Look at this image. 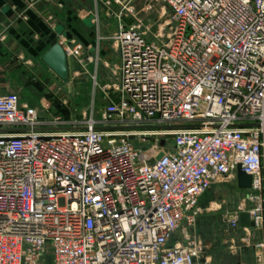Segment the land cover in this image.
<instances>
[{"label": "built area", "instance_id": "obj_1", "mask_svg": "<svg viewBox=\"0 0 264 264\" xmlns=\"http://www.w3.org/2000/svg\"><path fill=\"white\" fill-rule=\"evenodd\" d=\"M114 1L99 120L42 122L0 94V264H210L197 203L236 182L237 166L250 207L224 222L247 245L264 232V0H148L169 13L161 44L122 24L132 0ZM57 43L70 58L80 48ZM240 212L254 227H239ZM251 246L264 264V239Z\"/></svg>", "mask_w": 264, "mask_h": 264}, {"label": "rangeland", "instance_id": "obj_2", "mask_svg": "<svg viewBox=\"0 0 264 264\" xmlns=\"http://www.w3.org/2000/svg\"><path fill=\"white\" fill-rule=\"evenodd\" d=\"M96 1L104 10L95 9L99 6H96ZM93 3L95 7L92 10L91 40L81 42L74 38L75 43L69 44L70 48L75 44L80 45L71 57L69 79L65 82L59 81L38 56L31 72L8 75L7 84L13 81L19 88L12 91L2 90V93H15L29 106L38 107L42 122L54 117L65 120L69 116L79 122L84 116L99 120L102 108L107 103L103 95L106 89L103 86L108 77L104 70V61L99 58L98 53H116L112 36L117 28V19L112 12L119 11V7L114 0H93ZM129 5L133 8V13L131 15L124 10L122 24L125 27L138 26L149 43H163L168 32L169 13L163 12L159 4L148 0H132ZM249 192V189H239L236 182L230 181L212 185L199 198L194 233L202 241L205 247L204 256L210 260V264L222 263L217 262V251L225 252L229 256L236 253V261L230 256V263L223 261L224 264H235L239 258L243 262L249 261L251 253L250 248H247V233L230 229L224 222L225 214L236 209L242 200L245 199V209L250 207L247 202ZM251 231L253 242L264 239V232ZM176 240L183 241L181 230L175 233L172 242ZM46 264H51L50 258ZM249 264H254V261Z\"/></svg>", "mask_w": 264, "mask_h": 264}, {"label": "crops", "instance_id": "obj_3", "mask_svg": "<svg viewBox=\"0 0 264 264\" xmlns=\"http://www.w3.org/2000/svg\"><path fill=\"white\" fill-rule=\"evenodd\" d=\"M99 6L95 7L93 0H0V94H5L2 90L19 88L13 81L7 84L8 75L31 72L37 56L41 58L57 43L58 35L81 42L91 40L92 10L94 7L97 11L104 10ZM98 56L109 64L116 60V53H98ZM251 232L247 264L254 261ZM231 254L235 259L236 253ZM243 263L240 258L235 262Z\"/></svg>", "mask_w": 264, "mask_h": 264}, {"label": "water", "instance_id": "obj_4", "mask_svg": "<svg viewBox=\"0 0 264 264\" xmlns=\"http://www.w3.org/2000/svg\"><path fill=\"white\" fill-rule=\"evenodd\" d=\"M41 61L51 70L60 80L66 81L70 77L71 58L66 55L63 47L59 43H54L42 56ZM161 141L160 145L163 146ZM161 156V153L157 158ZM236 185L239 189L247 190L251 187V177L243 172L240 166L236 168ZM240 228H252L254 223L249 221L246 212H240L238 215ZM41 264H44L43 256L40 257Z\"/></svg>", "mask_w": 264, "mask_h": 264}, {"label": "trees", "instance_id": "obj_5", "mask_svg": "<svg viewBox=\"0 0 264 264\" xmlns=\"http://www.w3.org/2000/svg\"><path fill=\"white\" fill-rule=\"evenodd\" d=\"M230 258L231 257L229 255H227V253H225V252H218L217 251V254H216L217 262L218 261H221L222 262L221 264H224V262H229L230 263ZM244 263H247V262L244 261Z\"/></svg>", "mask_w": 264, "mask_h": 264}]
</instances>
